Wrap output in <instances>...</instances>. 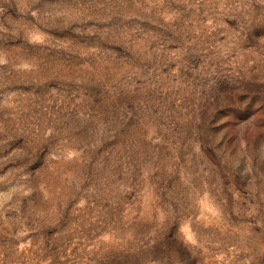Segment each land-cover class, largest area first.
I'll return each instance as SVG.
<instances>
[{"label":"rangeland","instance_id":"374dc122","mask_svg":"<svg viewBox=\"0 0 264 264\" xmlns=\"http://www.w3.org/2000/svg\"><path fill=\"white\" fill-rule=\"evenodd\" d=\"M0 264H264V0H0Z\"/></svg>","mask_w":264,"mask_h":264}]
</instances>
